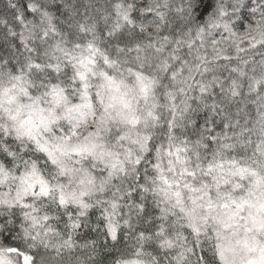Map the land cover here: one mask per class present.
Listing matches in <instances>:
<instances>
[{"label": "snow or ice", "instance_id": "snow-or-ice-1", "mask_svg": "<svg viewBox=\"0 0 264 264\" xmlns=\"http://www.w3.org/2000/svg\"><path fill=\"white\" fill-rule=\"evenodd\" d=\"M264 264V0H0V264Z\"/></svg>", "mask_w": 264, "mask_h": 264}, {"label": "clouds", "instance_id": "clouds-1", "mask_svg": "<svg viewBox=\"0 0 264 264\" xmlns=\"http://www.w3.org/2000/svg\"><path fill=\"white\" fill-rule=\"evenodd\" d=\"M41 257L39 258V260H41L43 262V264H53V262H51L48 259V254L45 253L43 251V249H41ZM80 255V253L74 252L72 254V258H69L67 255L65 256V258L62 261V264H77V260L76 257H78Z\"/></svg>", "mask_w": 264, "mask_h": 264}]
</instances>
